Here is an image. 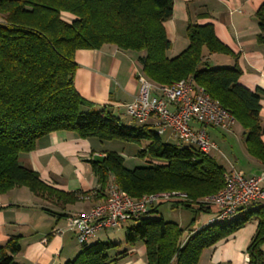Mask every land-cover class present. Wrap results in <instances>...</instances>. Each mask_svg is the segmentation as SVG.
Returning <instances> with one entry per match:
<instances>
[{"label": "trees", "instance_id": "16d2710c", "mask_svg": "<svg viewBox=\"0 0 264 264\" xmlns=\"http://www.w3.org/2000/svg\"><path fill=\"white\" fill-rule=\"evenodd\" d=\"M173 5L174 0H0V195L25 187L61 208L88 196L90 191L59 190L19 162L20 155L33 152L40 139L67 131L81 139L141 146L136 157L145 161L144 167L128 168L124 157L113 151L90 162L100 186L97 199L105 201L108 182L114 177L136 200L166 191L186 193V202L173 204L193 211L189 226L197 224L202 214H212L203 199L225 187L226 173L212 154L165 142L150 124L133 120L125 125L110 107L97 109L77 91L76 52L99 50L105 45L145 53L140 57L142 71L155 84L171 85L191 77L233 115L244 131L247 153L264 164V90L244 87L237 64L211 66L207 55L234 56L218 38L213 23L189 22L187 47L169 57L171 42L164 24L173 17ZM255 18L260 29L257 40L264 45V1ZM252 220L258 225L247 248L248 264H264L261 204L243 208L229 222L210 221L188 234L178 223L158 216L153 207L127 226L125 245L133 248L143 243L146 264H199L205 249ZM120 246L89 242L64 264H109V252ZM21 249L19 237L0 244V264H18L15 258ZM127 254L125 249L113 261Z\"/></svg>", "mask_w": 264, "mask_h": 264}, {"label": "crops", "instance_id": "0c3cea01", "mask_svg": "<svg viewBox=\"0 0 264 264\" xmlns=\"http://www.w3.org/2000/svg\"><path fill=\"white\" fill-rule=\"evenodd\" d=\"M194 1L174 0L173 17L164 24L171 42L169 57L176 56L188 45L187 38L184 39L186 31L180 32V23L188 25L193 23V18L198 24L213 23L218 38L234 56L207 55L210 64L224 68L237 64L242 70L240 83L244 87L264 90V45L257 40L260 29L255 18L264 0H203L202 10H191ZM174 46L176 50L171 55ZM132 52L105 45L99 50H78L75 55L78 65L75 86L79 94L97 109L110 107L122 120L127 115L125 106L138 95L136 70L141 65L140 57L145 55ZM217 55L219 58L213 63ZM261 105L264 121V97ZM208 133L213 141L221 138L223 147L230 153L223 154L226 171L236 168L246 177H254L264 170V164L247 153L240 125L226 133L215 129H209ZM165 135L170 140L175 139L170 132ZM101 143L97 139H81L74 133L58 131L40 139L33 152L20 155V164L39 173L49 185L65 192L90 191L94 196L61 208L36 197L25 187L0 195V244L13 237L20 238L22 249L15 258L18 264H64L78 254L79 244L75 234L66 230V221L103 201L96 198L100 186L90 165L107 152L101 149L104 145ZM239 145L240 148L236 147ZM212 217L213 214H202L195 230L210 224ZM129 223L132 221L125 227ZM257 225V220H252L229 238L205 249L199 264H248L247 248ZM141 247L138 259L131 257L133 247L122 264H146L145 246Z\"/></svg>", "mask_w": 264, "mask_h": 264}, {"label": "built area", "instance_id": "2783aa9c", "mask_svg": "<svg viewBox=\"0 0 264 264\" xmlns=\"http://www.w3.org/2000/svg\"><path fill=\"white\" fill-rule=\"evenodd\" d=\"M136 78L138 95L125 106L126 113L139 124L152 125L161 136L170 132L181 144L212 154L218 146L208 130L230 132L236 125L233 115L191 77L162 86L149 81L140 65ZM224 178L225 187L203 199L212 210L211 221L229 222L243 208L253 204L264 206V170L257 176L246 177L243 172L231 168ZM93 196L91 192L80 199L88 200ZM106 196L105 201L90 211L67 218L66 230L75 234L79 244L89 243L100 232L123 229L128 222L144 216L156 205L189 199L184 192L166 191L144 195L136 200L119 187L115 178L109 182Z\"/></svg>", "mask_w": 264, "mask_h": 264}, {"label": "rangeland", "instance_id": "374dc122", "mask_svg": "<svg viewBox=\"0 0 264 264\" xmlns=\"http://www.w3.org/2000/svg\"><path fill=\"white\" fill-rule=\"evenodd\" d=\"M203 4L205 5L203 0H196V1L191 3V5H190L191 10H193V9H196V10H200L201 9L202 10L203 8H202L201 5H203ZM244 10H246V9H244ZM193 23H196V18H193ZM186 25H187L186 23H184V24L180 23V32L181 33H185ZM185 38H187L186 34L184 36V39ZM181 39H183V37H181ZM175 50H176V47L174 46V48L170 52V54L172 55ZM132 53H136V52H132ZM217 58H219L218 55H217V57L212 59L213 60L212 62L216 63ZM211 66L214 67V68L215 67H219L217 65L215 66V64H213ZM132 122H133V119L131 117H129L128 115H126L123 118V120H122V123L125 124V125H131ZM236 126H238L237 122H236V125L234 127H236ZM234 127L230 131H232L234 129ZM162 138H163V140L165 142H168V143H171V144H174V145H180V142H178L176 139H171L170 140L167 137V135L162 136ZM97 141H99V140L97 139ZM215 141L214 142L217 144L218 150L213 152L212 154L214 155V157H216V159L219 162V164H221V165L226 167L227 165H226L225 159L223 158L224 157L223 154H230V153H229V151H227L223 147L221 138H219V140H215ZM99 142H102V141H99ZM102 143L104 145H103V147L101 149H105L107 151L117 152L120 155H122V157H124V159L126 160L125 161V165L128 168H136V167H144V166H146V163H145L144 160L140 159L139 157H136V153L141 149V146L136 145V144H131V143H125V142H122V141H108V142L106 141V142H102ZM236 147L240 148V145L236 146ZM27 154H29V153L21 154V156H25ZM98 158H100V157H98ZM113 178L114 177H111L109 182L111 180H113ZM109 182H108V184H109ZM21 188H23V187H21ZM79 200L82 201L83 199H79ZM100 203L101 202H99L98 204H100ZM98 204H96V205H98ZM96 205H94V206H96ZM155 207L157 208L158 216L163 217L166 221H171V222L178 223L183 229L187 230L186 234H188L189 230H195L198 227V225H196V224H194L193 226H189L191 221H192V219H193V217H194L193 216V211L190 210V209H186V208H184L182 206H175L173 203H162V204L156 205ZM91 209H89L88 211H90ZM88 211H85V212H88ZM81 213H83V212H81ZM129 224L133 225V223H129ZM188 227H190V229ZM126 232H127V227H124L123 229H120V230L110 229V230H107V231H104V232H100L90 242H95V241L100 240V241H104V242H113V243H116V244H120L121 245L120 247H117L116 249L111 250L109 252V256L111 257V261L109 262V264H122L123 262L126 261L125 258L128 257V256H126L125 258L121 259L119 262H114L113 259L116 257V255L118 253L122 252L123 250L127 249L128 252H130V250L133 249V248L125 245ZM141 246H143V243H138L134 247V254L131 257H133L134 259H138L139 255L142 254L141 253V248H142ZM79 247H80V249H82V245L79 244Z\"/></svg>", "mask_w": 264, "mask_h": 264}, {"label": "bare ground", "instance_id": "6f19581e", "mask_svg": "<svg viewBox=\"0 0 264 264\" xmlns=\"http://www.w3.org/2000/svg\"><path fill=\"white\" fill-rule=\"evenodd\" d=\"M215 223V222H212V224Z\"/></svg>", "mask_w": 264, "mask_h": 264}]
</instances>
